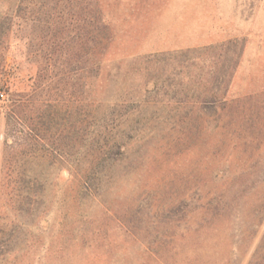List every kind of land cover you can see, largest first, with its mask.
<instances>
[{
    "label": "rangeland",
    "instance_id": "obj_1",
    "mask_svg": "<svg viewBox=\"0 0 264 264\" xmlns=\"http://www.w3.org/2000/svg\"><path fill=\"white\" fill-rule=\"evenodd\" d=\"M0 90V264H264V0H0Z\"/></svg>",
    "mask_w": 264,
    "mask_h": 264
},
{
    "label": "trees",
    "instance_id": "obj_2",
    "mask_svg": "<svg viewBox=\"0 0 264 264\" xmlns=\"http://www.w3.org/2000/svg\"><path fill=\"white\" fill-rule=\"evenodd\" d=\"M98 44L100 45V43H98ZM84 182L86 183V187H85V189H86V190H91V187L89 186L88 181L85 179Z\"/></svg>",
    "mask_w": 264,
    "mask_h": 264
},
{
    "label": "built area",
    "instance_id": "obj_3",
    "mask_svg": "<svg viewBox=\"0 0 264 264\" xmlns=\"http://www.w3.org/2000/svg\"><path fill=\"white\" fill-rule=\"evenodd\" d=\"M2 95H3V93H2V91L0 90V97H2Z\"/></svg>",
    "mask_w": 264,
    "mask_h": 264
}]
</instances>
